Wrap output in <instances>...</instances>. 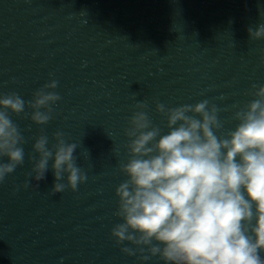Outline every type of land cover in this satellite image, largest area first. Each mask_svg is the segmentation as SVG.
Wrapping results in <instances>:
<instances>
[{"label": "clouds", "instance_id": "clouds-1", "mask_svg": "<svg viewBox=\"0 0 264 264\" xmlns=\"http://www.w3.org/2000/svg\"><path fill=\"white\" fill-rule=\"evenodd\" d=\"M248 34L264 39V23L249 27ZM56 87V80L46 83L27 102L16 92L0 96V158H7L0 162V183L25 156L19 146L24 138L9 112L20 115L27 107L33 123L48 124L52 105L61 99L49 91ZM253 95L257 99L235 112L236 128L221 136L215 134L223 127L219 110L208 100L175 108L157 102L156 111L167 118L163 135L144 111L147 104L137 102L140 110L125 130L129 159L120 166L127 179L116 188L115 215L123 222L111 231L117 245L134 246L122 247L123 253L143 261L158 257L164 264H264V86ZM53 139L49 146L47 135L36 138L32 148L39 158L30 157L35 163L28 175L39 187L54 161L51 193L66 187L75 192L87 180L77 166V145L66 143L61 131Z\"/></svg>", "mask_w": 264, "mask_h": 264}]
</instances>
